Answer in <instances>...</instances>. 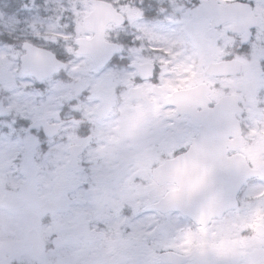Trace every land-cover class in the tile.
Segmentation results:
<instances>
[{"label":"snow or ice","instance_id":"1","mask_svg":"<svg viewBox=\"0 0 264 264\" xmlns=\"http://www.w3.org/2000/svg\"><path fill=\"white\" fill-rule=\"evenodd\" d=\"M0 264H264V0H0Z\"/></svg>","mask_w":264,"mask_h":264}]
</instances>
